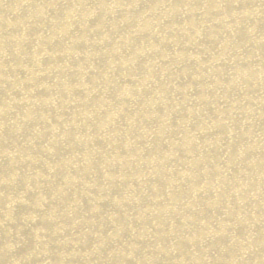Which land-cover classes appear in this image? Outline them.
<instances>
[{"label":"bare ground","instance_id":"bare-ground-1","mask_svg":"<svg viewBox=\"0 0 264 264\" xmlns=\"http://www.w3.org/2000/svg\"><path fill=\"white\" fill-rule=\"evenodd\" d=\"M0 264H264V0H0Z\"/></svg>","mask_w":264,"mask_h":264}]
</instances>
